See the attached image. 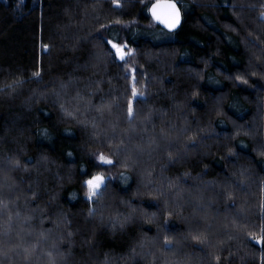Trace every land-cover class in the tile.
<instances>
[{
  "label": "clouds",
  "instance_id": "1",
  "mask_svg": "<svg viewBox=\"0 0 264 264\" xmlns=\"http://www.w3.org/2000/svg\"><path fill=\"white\" fill-rule=\"evenodd\" d=\"M176 2L17 0L0 264H264V0Z\"/></svg>",
  "mask_w": 264,
  "mask_h": 264
},
{
  "label": "trees",
  "instance_id": "2",
  "mask_svg": "<svg viewBox=\"0 0 264 264\" xmlns=\"http://www.w3.org/2000/svg\"><path fill=\"white\" fill-rule=\"evenodd\" d=\"M156 1L159 0H150V5ZM172 1L177 4L176 0ZM16 4L17 0H7L6 4H0V45L7 48H15L26 43V27L18 19L19 12ZM28 6L29 0H24V3L20 5L24 10H27ZM229 50L226 48V52ZM229 70H235L232 69L231 64H229Z\"/></svg>",
  "mask_w": 264,
  "mask_h": 264
},
{
  "label": "snow or ice",
  "instance_id": "3",
  "mask_svg": "<svg viewBox=\"0 0 264 264\" xmlns=\"http://www.w3.org/2000/svg\"><path fill=\"white\" fill-rule=\"evenodd\" d=\"M159 8L160 5H154L153 8L150 9L153 13L154 19L163 23L168 29L175 28L176 24L179 22V13L176 11L175 6L167 5L166 11H158ZM113 47H116V45H113ZM117 54L122 56L124 53L117 47ZM98 179V177H94L92 180L88 181L90 190L95 186Z\"/></svg>",
  "mask_w": 264,
  "mask_h": 264
},
{
  "label": "water",
  "instance_id": "4",
  "mask_svg": "<svg viewBox=\"0 0 264 264\" xmlns=\"http://www.w3.org/2000/svg\"><path fill=\"white\" fill-rule=\"evenodd\" d=\"M154 5H160V8L158 9V11H166V6L167 5H174L175 6V9L177 11V4L172 1V0H159V1H156L154 2L153 4L150 5V9L153 8ZM151 13V18L153 19V21H155L159 27L163 28V29H168L167 27H165V25L161 22H159L158 20L154 19V16H153V13L150 11Z\"/></svg>",
  "mask_w": 264,
  "mask_h": 264
}]
</instances>
